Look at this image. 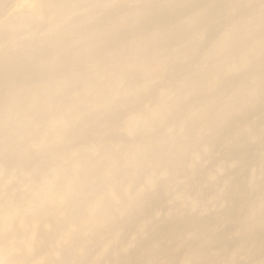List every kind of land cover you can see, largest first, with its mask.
<instances>
[{
	"label": "bare ground",
	"instance_id": "6f19581e",
	"mask_svg": "<svg viewBox=\"0 0 264 264\" xmlns=\"http://www.w3.org/2000/svg\"><path fill=\"white\" fill-rule=\"evenodd\" d=\"M0 264H264V0H0Z\"/></svg>",
	"mask_w": 264,
	"mask_h": 264
}]
</instances>
